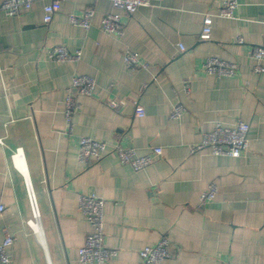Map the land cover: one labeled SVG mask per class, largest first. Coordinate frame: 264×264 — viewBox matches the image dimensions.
<instances>
[{
  "label": "crops",
  "instance_id": "obj_1",
  "mask_svg": "<svg viewBox=\"0 0 264 264\" xmlns=\"http://www.w3.org/2000/svg\"><path fill=\"white\" fill-rule=\"evenodd\" d=\"M60 1L49 23L43 16L50 0H35L14 16L0 8V204L6 207L0 242L7 232L15 237L10 264H80L92 227L79 195L91 193L106 201L104 242L117 250L104 264H139L141 249L163 236L172 256L162 264H264V72L254 73L251 57L254 46L264 47V0H236L231 18L217 13L226 0H160L132 14L118 11L120 36L102 28L103 16L117 11L110 0ZM88 9L95 12L90 28L70 21ZM207 13L212 38L203 40ZM55 45L81 49V60L50 58ZM128 50L138 53L140 65L125 63ZM209 56L237 63L238 73H207ZM79 74L94 78L96 88L92 95L75 92L70 129L65 100ZM112 99L122 101L120 109L108 104ZM178 102L185 111L173 120ZM238 120L250 125L241 156L191 152L216 121ZM82 136L106 141L101 160L79 161ZM116 145L139 154L160 146L163 154L135 171L121 163ZM26 178L41 211L42 238L26 224L32 217ZM212 182L218 193L201 204Z\"/></svg>",
  "mask_w": 264,
  "mask_h": 264
},
{
  "label": "built area",
  "instance_id": "obj_2",
  "mask_svg": "<svg viewBox=\"0 0 264 264\" xmlns=\"http://www.w3.org/2000/svg\"><path fill=\"white\" fill-rule=\"evenodd\" d=\"M117 11L105 14L102 18V28L108 33L115 35L123 34V24L121 13H134L142 5H152L160 0H110ZM35 0H2L0 8L9 16L19 15L23 10L30 9ZM60 0H50L44 6L43 20L45 23L52 21L55 12L60 6ZM239 3L236 0H226L218 9V15L222 17H234ZM95 12L93 9L86 10L82 16H71L70 21L86 29L91 27V21ZM200 38L210 40L212 38V15L207 13L204 18V26L200 33ZM239 42H243L242 37H238ZM184 50L185 47L180 45ZM83 51L69 50L65 45H55L48 49L50 58L59 62H78L82 58ZM251 57L254 59L253 71L256 74L264 72V47L254 46L251 49ZM125 63L130 67L140 65L138 53L128 50L124 56ZM146 66V65H144ZM204 70L217 77L234 76L239 71L237 63L221 59L217 56H209L203 63ZM96 88V80L88 75H75L69 93L65 100L64 115L70 129H72L73 116L78 109V102L75 98V92L92 95ZM186 92L190 91L189 85H185ZM108 104L116 109H120L122 101L109 100ZM185 111V106L181 103H175L172 107L170 118L179 119ZM136 113L139 116L145 115L143 106L137 104ZM250 130L249 123L238 120L233 125H226L222 121H216L212 131L203 135L200 143L191 147V152L208 150L215 155H228L232 157L241 156L248 148ZM0 145H4L3 139H0ZM121 163L130 165L135 171H140L152 165L163 154V148L160 146L152 147L147 153L139 154L133 147L115 146ZM107 153L106 141L91 136H82L79 143L78 159L81 163L89 165L92 162L101 160ZM22 159L23 154L18 149L14 154V159ZM16 161V160H15ZM17 165V163H16ZM18 166V165H17ZM19 167V166H18ZM26 190L31 207L32 217L26 224L36 235L42 233L41 211L38 205L37 196L33 185L26 178ZM218 193V186L215 182L209 184L208 189L201 195L200 202L204 204L213 200ZM106 201L102 197L91 194L79 195V209L85 219L90 223L92 229L86 237L84 245L79 249L80 264H104L111 257L117 254L116 249L109 248L104 242V211ZM6 211V207L0 204V216ZM15 237L11 233H6L0 242V263L10 264V247L13 245ZM172 256L170 249V239L163 236L154 245H149L141 249L139 264H162L164 260Z\"/></svg>",
  "mask_w": 264,
  "mask_h": 264
},
{
  "label": "bare ground",
  "instance_id": "obj_3",
  "mask_svg": "<svg viewBox=\"0 0 264 264\" xmlns=\"http://www.w3.org/2000/svg\"><path fill=\"white\" fill-rule=\"evenodd\" d=\"M16 159H17V158H16ZM18 160H20V159L18 158ZM19 168H20V167H19ZM40 237H41V238L43 237L41 231H40Z\"/></svg>",
  "mask_w": 264,
  "mask_h": 264
}]
</instances>
